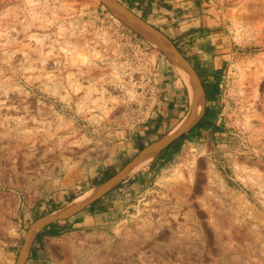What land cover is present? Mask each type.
Here are the masks:
<instances>
[{"label": "rangeland", "instance_id": "rangeland-1", "mask_svg": "<svg viewBox=\"0 0 264 264\" xmlns=\"http://www.w3.org/2000/svg\"><path fill=\"white\" fill-rule=\"evenodd\" d=\"M192 1L223 49L148 24L199 77L200 118L125 183L111 233L57 229L26 256L49 186L77 184L109 139L153 123L158 48L77 0H0V264H264V0Z\"/></svg>", "mask_w": 264, "mask_h": 264}, {"label": "crops", "instance_id": "crops-1", "mask_svg": "<svg viewBox=\"0 0 264 264\" xmlns=\"http://www.w3.org/2000/svg\"><path fill=\"white\" fill-rule=\"evenodd\" d=\"M77 1L83 4L86 3L89 6V11L96 13V17H110L123 21L111 10L109 4L104 0ZM111 2L118 8H125L128 12V7L138 9L139 12L144 14V18L135 16L131 12L129 13L142 21L145 26L147 25L152 29L154 28L148 23H153L161 29H167L184 49H223L221 48V34L212 30L213 26L217 25L218 19L211 18L204 13L200 14L192 0H111ZM104 10L106 12H103ZM123 22L129 26L131 32L143 36L140 31L125 21ZM178 23H182L183 25H178ZM170 43L172 44V42ZM194 53V51H190V54ZM204 70V68L201 69V71ZM154 74L160 86L161 100L157 102L158 106L151 114L153 123L129 134L128 137L121 136L122 138L116 141L109 139L106 146V160H96L95 165H89L82 180L72 187L62 190L59 187H53L51 184L48 196L32 211L34 218L30 220V226L40 219L68 208L77 198H80L86 192L104 186L114 180L126 170L139 154L159 142L160 139L173 131L181 123L186 115L182 116L184 104L181 87L183 86V82L184 84L186 83L177 70L173 59L162 49L156 51ZM207 78L208 76H204V81ZM158 152L147 164L142 165L135 171L126 172L122 177L109 185L110 187L108 186L105 191L84 206L71 211L63 217H51L48 219L46 224L40 227L34 234L26 256H32L37 251L34 246L39 239V234H42L40 236L41 242L47 237L49 232L57 229L111 233L116 226L118 216L125 212L120 211L125 183L139 176L138 172L145 166L148 167ZM36 209L40 211H36ZM31 247L33 248L31 249Z\"/></svg>", "mask_w": 264, "mask_h": 264}, {"label": "bare ground", "instance_id": "bare-ground-1", "mask_svg": "<svg viewBox=\"0 0 264 264\" xmlns=\"http://www.w3.org/2000/svg\"><path fill=\"white\" fill-rule=\"evenodd\" d=\"M104 1L109 4L111 10L114 11V13L118 15L123 21H125L126 23H128L129 25L137 29L138 31H140L142 35L144 36V38L149 43H151L154 47L158 49L165 50L169 54L171 59H173L177 70L181 74L183 80L185 81L188 87V96H189L190 106H189L188 112L184 116V119L173 131H171L169 134H167L162 139H160L159 142L150 146L149 148L144 150L141 154H139L137 158H135V160L131 164H129L126 170H124L114 180L105 184L104 186H101L99 188L86 192L83 196H81L80 198H77V200H75L68 208L63 209V211L54 213L53 215L49 217H46L44 219H40L34 222L32 226L30 227L29 231L27 232V235L25 238L27 244L32 240L36 231L40 227L44 226L46 221L49 218L57 217V216L63 217L67 215L68 213H70L71 211L84 206L85 204L93 200V198H95L96 196L100 195L103 191H105V189H107L109 185H111L114 181L119 179V177L124 175L126 172L135 171L139 169L142 165L147 164L152 159V157L157 153V151H159L160 148L164 147L171 138L180 134L183 131L189 130L192 127V125L199 119L202 109H203V102H204L203 101V89L199 83V80L197 76L195 75V73L193 72V70L190 68V66L185 61L182 60L181 56L179 55L177 50L173 48L171 43L156 30L148 27L147 25L145 26V24H143L142 21L136 19L125 8H120V7L118 8L114 6V4L109 2L110 0H104ZM31 140H34L33 137ZM17 264H24V253L18 259Z\"/></svg>", "mask_w": 264, "mask_h": 264}, {"label": "trees", "instance_id": "trees-1", "mask_svg": "<svg viewBox=\"0 0 264 264\" xmlns=\"http://www.w3.org/2000/svg\"><path fill=\"white\" fill-rule=\"evenodd\" d=\"M180 136H183L182 134Z\"/></svg>", "mask_w": 264, "mask_h": 264}]
</instances>
